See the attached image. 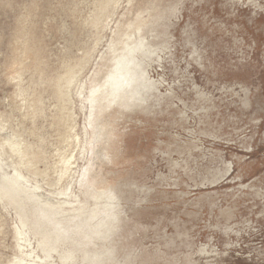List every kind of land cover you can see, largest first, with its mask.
Masks as SVG:
<instances>
[{"label":"rangeland","instance_id":"1","mask_svg":"<svg viewBox=\"0 0 264 264\" xmlns=\"http://www.w3.org/2000/svg\"><path fill=\"white\" fill-rule=\"evenodd\" d=\"M32 1L0 0V111L9 110L12 93L3 64ZM128 2L111 18L76 92L82 147L66 191L69 205L59 210L64 216L76 202L86 210L94 204L81 177L89 156L83 83L109 54L110 35ZM61 5L40 1L33 36L52 65L67 46L70 32L63 28L73 24ZM154 11L135 26L137 35L130 33L144 41L136 39L131 55L117 60L127 68L112 82L120 89L118 104L152 115L137 114L121 126L107 169L115 204L103 219L105 229L90 221L79 240H62L48 254L35 250L32 236L25 248L31 264H264V0H160ZM126 43L128 34L123 48ZM177 113L187 116L184 122ZM33 184L22 181L29 189ZM4 215L12 226L0 239L5 259L14 252L15 215Z\"/></svg>","mask_w":264,"mask_h":264},{"label":"bare ground","instance_id":"2","mask_svg":"<svg viewBox=\"0 0 264 264\" xmlns=\"http://www.w3.org/2000/svg\"><path fill=\"white\" fill-rule=\"evenodd\" d=\"M40 1L33 0L30 3L31 9L26 10L20 19L10 44L11 57L3 64V71H10L6 76L8 84L12 86V93L6 96V100L11 99L9 110L0 111V239H4L7 231L4 212L11 210L14 213L15 224L10 232L14 252L11 250L13 254L5 259L1 252L0 264H31L25 248L26 244L31 243L32 236L38 240L34 239L37 242L35 250L48 254L62 240H79L85 235V229L90 228V221H96V227L103 226L107 211L113 202L115 204L111 191L113 184L106 176L108 166L113 164L117 155L119 136L124 131L121 126L133 121L137 114L152 115L151 112H139L118 104L116 95L120 89L116 88L117 84L112 85L127 68L117 60L129 53V46L136 39L140 43L144 41L143 36L130 37V33L137 35L135 26L145 20L149 22L160 1L128 0L125 14L110 35L109 54L102 56L95 68L92 67L83 83L84 99L89 111L83 127L89 156L81 177L88 190V197L94 204H90L92 206L88 208L89 211L75 201L79 207L72 209L71 216L62 215L60 211L69 205L67 198L70 196L66 191L74 173L77 153L82 147L81 127H78L75 106L76 92L82 83L81 76L87 71L105 39L111 18L124 0H60L61 13L71 18L73 24L63 28L64 32L69 31L70 34L66 38L67 46L55 65L50 63L47 55L40 52L41 45L37 47L33 43ZM88 2H91V7L88 8L89 12H85ZM127 34L128 45L126 43L123 48ZM74 48L77 54H74ZM176 117L184 122L187 116L177 113ZM22 181L34 184L29 189L27 185H22ZM104 227L105 224L102 229Z\"/></svg>","mask_w":264,"mask_h":264}]
</instances>
